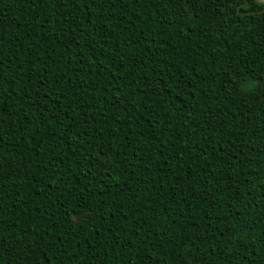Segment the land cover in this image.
<instances>
[{
    "label": "trees",
    "instance_id": "1",
    "mask_svg": "<svg viewBox=\"0 0 264 264\" xmlns=\"http://www.w3.org/2000/svg\"><path fill=\"white\" fill-rule=\"evenodd\" d=\"M0 264H264V3L0 0Z\"/></svg>",
    "mask_w": 264,
    "mask_h": 264
},
{
    "label": "rangeland",
    "instance_id": "2",
    "mask_svg": "<svg viewBox=\"0 0 264 264\" xmlns=\"http://www.w3.org/2000/svg\"><path fill=\"white\" fill-rule=\"evenodd\" d=\"M259 3H264V0H256Z\"/></svg>",
    "mask_w": 264,
    "mask_h": 264
}]
</instances>
